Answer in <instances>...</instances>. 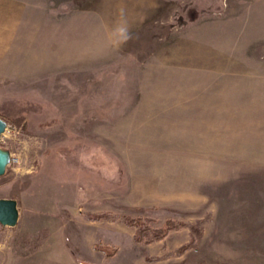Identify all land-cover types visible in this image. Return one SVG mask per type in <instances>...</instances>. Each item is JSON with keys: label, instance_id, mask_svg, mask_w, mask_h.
<instances>
[{"label": "rangeland", "instance_id": "374dc122", "mask_svg": "<svg viewBox=\"0 0 264 264\" xmlns=\"http://www.w3.org/2000/svg\"><path fill=\"white\" fill-rule=\"evenodd\" d=\"M0 264H264V0H0Z\"/></svg>", "mask_w": 264, "mask_h": 264}, {"label": "water", "instance_id": "95a60500", "mask_svg": "<svg viewBox=\"0 0 264 264\" xmlns=\"http://www.w3.org/2000/svg\"><path fill=\"white\" fill-rule=\"evenodd\" d=\"M8 123L0 118V138L5 133ZM11 153L0 147V177L4 176L11 164ZM20 218L18 202L14 199H0V225L15 227Z\"/></svg>", "mask_w": 264, "mask_h": 264}, {"label": "built area", "instance_id": "2783aa9c", "mask_svg": "<svg viewBox=\"0 0 264 264\" xmlns=\"http://www.w3.org/2000/svg\"><path fill=\"white\" fill-rule=\"evenodd\" d=\"M7 129H8V126H7ZM6 129V130H7ZM6 132V131H5ZM3 136V135H2ZM1 136V137H2ZM11 157H12V160H11V164L9 165V167H11L12 165H14L16 162H18V160L14 157V155L11 153ZM19 163V162H18Z\"/></svg>", "mask_w": 264, "mask_h": 264}]
</instances>
